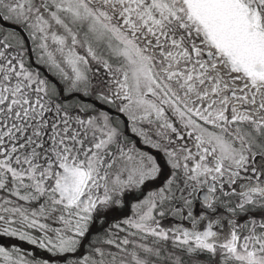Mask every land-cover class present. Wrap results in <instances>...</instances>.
<instances>
[{
  "label": "snow or ice",
  "instance_id": "1",
  "mask_svg": "<svg viewBox=\"0 0 264 264\" xmlns=\"http://www.w3.org/2000/svg\"><path fill=\"white\" fill-rule=\"evenodd\" d=\"M0 264H264V0H0Z\"/></svg>",
  "mask_w": 264,
  "mask_h": 264
},
{
  "label": "flooded vegetation",
  "instance_id": "2",
  "mask_svg": "<svg viewBox=\"0 0 264 264\" xmlns=\"http://www.w3.org/2000/svg\"><path fill=\"white\" fill-rule=\"evenodd\" d=\"M25 247H27V245H25Z\"/></svg>",
  "mask_w": 264,
  "mask_h": 264
}]
</instances>
